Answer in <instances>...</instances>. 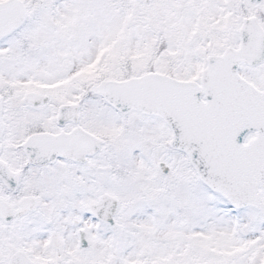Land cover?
<instances>
[{"label":"snow or ice","instance_id":"6c2138e0","mask_svg":"<svg viewBox=\"0 0 264 264\" xmlns=\"http://www.w3.org/2000/svg\"><path fill=\"white\" fill-rule=\"evenodd\" d=\"M0 264H264V0H0Z\"/></svg>","mask_w":264,"mask_h":264}]
</instances>
